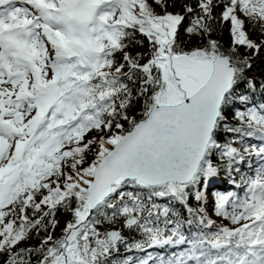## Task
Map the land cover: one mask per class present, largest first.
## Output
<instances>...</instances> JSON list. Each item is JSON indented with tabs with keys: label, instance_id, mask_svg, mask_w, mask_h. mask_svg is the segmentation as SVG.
Listing matches in <instances>:
<instances>
[{
	"label": "snow or ice",
	"instance_id": "1",
	"mask_svg": "<svg viewBox=\"0 0 264 264\" xmlns=\"http://www.w3.org/2000/svg\"><path fill=\"white\" fill-rule=\"evenodd\" d=\"M257 61L264 0H0V264H264Z\"/></svg>",
	"mask_w": 264,
	"mask_h": 264
},
{
	"label": "trees",
	"instance_id": "2",
	"mask_svg": "<svg viewBox=\"0 0 264 264\" xmlns=\"http://www.w3.org/2000/svg\"><path fill=\"white\" fill-rule=\"evenodd\" d=\"M261 71H264V64H261L259 61H257L254 65V69H253V72L256 73L257 75L260 74ZM255 162V157H253V163ZM242 172H246L247 175H249V173H252V172H248L247 171V165L243 166L242 169H241ZM235 179H236V182L239 183L240 182V176H235ZM221 182L223 183V186L225 188L226 191H234V186L231 185L228 181V178L227 176L224 174V173H221V175L218 177V178H215L213 183L211 184L210 186V192H209V197H210V200H209V203H208V214L209 216L214 219L213 217L217 218L218 220H216V222L219 224V223H223L225 225H228L229 224V221L228 220H225L223 219L222 217H216L213 213V198L211 196V193L213 192H219V190H217V188L215 187V185H218V183ZM212 188V189H211Z\"/></svg>",
	"mask_w": 264,
	"mask_h": 264
},
{
	"label": "rangeland",
	"instance_id": "3",
	"mask_svg": "<svg viewBox=\"0 0 264 264\" xmlns=\"http://www.w3.org/2000/svg\"><path fill=\"white\" fill-rule=\"evenodd\" d=\"M240 196H243V194H241ZM214 219L218 220L217 218L213 217Z\"/></svg>",
	"mask_w": 264,
	"mask_h": 264
}]
</instances>
